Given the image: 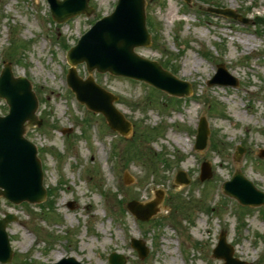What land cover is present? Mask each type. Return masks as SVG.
<instances>
[{"label":"rangeland","instance_id":"rangeland-1","mask_svg":"<svg viewBox=\"0 0 264 264\" xmlns=\"http://www.w3.org/2000/svg\"><path fill=\"white\" fill-rule=\"evenodd\" d=\"M183 1H147L153 44L136 52L189 81V96H171L122 75L92 73L118 96L116 107L133 123L132 133L122 136L102 114L76 100L66 81L70 65L64 46L75 45L117 0H89L90 16L82 13L62 24L53 20L47 0H0V72L10 62L15 75L32 82L43 123L29 127L26 136L39 148L49 190L42 203L15 204L0 197V218L6 212L15 216L7 225L13 257L0 264H55L66 257L109 264L112 252L123 254L126 264H223L213 256L222 231L235 257L264 264V205L240 208L222 187L239 168L264 191L259 154L264 148V0H191L189 8ZM208 6L233 8L250 22L212 14ZM219 63L239 79V87L207 84ZM76 70L82 78L89 75L85 63ZM8 109L0 98V115ZM201 116L210 133L207 146L196 149ZM237 145L245 147L238 161ZM204 161L212 175L201 180ZM179 170L187 173L188 184L175 182ZM157 190L163 199L148 221L127 209L131 200L151 201ZM132 238L148 246L145 258L132 247Z\"/></svg>","mask_w":264,"mask_h":264},{"label":"water","instance_id":"water-1","mask_svg":"<svg viewBox=\"0 0 264 264\" xmlns=\"http://www.w3.org/2000/svg\"><path fill=\"white\" fill-rule=\"evenodd\" d=\"M53 17L58 22H64L70 17L86 13L91 15L93 8L88 0H48ZM146 0H118L115 10L99 19L83 36L78 44L69 51V62L72 67L68 74V83L78 99L90 109L102 112L109 125L124 135L132 130V124L114 105L115 95L97 84L92 75L87 79L78 76L75 65L86 62L88 71H110L117 75H126L143 79L157 88L170 94L188 95L191 85L164 69L162 65L140 56L135 48L149 46L152 37L146 25ZM210 10L231 17H239L248 22L231 8H210ZM210 85L238 84L223 64L219 65L218 73L208 82ZM0 97L6 99L10 106L7 115H0V196L12 202L31 203L42 202L46 199L47 190L44 186L42 163L37 156L36 145L25 137L28 126L41 125L38 119V98L32 89L30 81L23 77H15L10 63L6 64L0 75ZM210 130L205 118H202L197 137V148L203 149L207 144ZM238 148L237 156L244 152ZM264 155V150L261 151ZM210 166L206 162L202 169L201 178L210 177ZM177 183H188L187 175L180 171ZM224 191L243 204H264V192L259 190L251 180L247 179L240 169H237L231 180L224 183ZM157 198L143 204L137 200L128 203L130 210L138 217L148 220L159 211L158 204L163 198L157 191ZM73 203L71 202V205ZM13 216L7 215L0 220V261L9 262L13 256L8 234L7 223ZM133 245L139 250L140 256L145 257L148 248L140 241L133 239ZM214 256L223 258L224 264H248L233 256L234 248L227 243L226 233L220 235L215 247ZM112 264H125L122 255L112 253ZM58 264H81L73 257L65 258Z\"/></svg>","mask_w":264,"mask_h":264},{"label":"bare ground","instance_id":"bare-ground-1","mask_svg":"<svg viewBox=\"0 0 264 264\" xmlns=\"http://www.w3.org/2000/svg\"><path fill=\"white\" fill-rule=\"evenodd\" d=\"M180 141H182V137H179V141L178 142H180ZM183 145L186 147V149H187V145H188V143L185 141V142H183ZM87 206H90V203H88L87 204ZM57 256H58V258H60L62 255H61V253L59 252L58 254H57Z\"/></svg>","mask_w":264,"mask_h":264}]
</instances>
